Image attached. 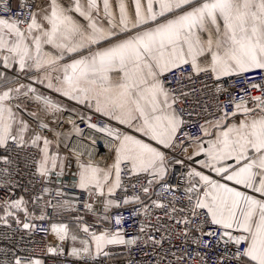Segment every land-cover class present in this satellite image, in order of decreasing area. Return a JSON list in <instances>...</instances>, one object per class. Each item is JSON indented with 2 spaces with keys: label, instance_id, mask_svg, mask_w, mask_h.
<instances>
[{
  "label": "snow or ice",
  "instance_id": "6c2138e0",
  "mask_svg": "<svg viewBox=\"0 0 264 264\" xmlns=\"http://www.w3.org/2000/svg\"><path fill=\"white\" fill-rule=\"evenodd\" d=\"M0 264H264V0H0Z\"/></svg>",
  "mask_w": 264,
  "mask_h": 264
}]
</instances>
